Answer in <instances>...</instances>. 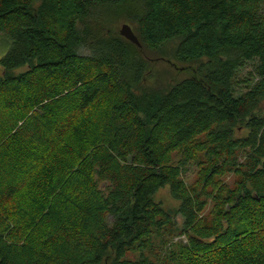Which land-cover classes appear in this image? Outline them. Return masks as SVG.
Here are the masks:
<instances>
[{"label": "trees", "instance_id": "1", "mask_svg": "<svg viewBox=\"0 0 264 264\" xmlns=\"http://www.w3.org/2000/svg\"><path fill=\"white\" fill-rule=\"evenodd\" d=\"M262 3L0 0V264H161L165 185L185 237L171 264H264ZM119 19L139 47L108 32ZM167 43L195 74L141 88V49Z\"/></svg>", "mask_w": 264, "mask_h": 264}, {"label": "rangeland", "instance_id": "2", "mask_svg": "<svg viewBox=\"0 0 264 264\" xmlns=\"http://www.w3.org/2000/svg\"><path fill=\"white\" fill-rule=\"evenodd\" d=\"M262 12L264 13V0L262 3ZM127 23L124 19H119L114 21L112 24H108L109 31L113 34H119V29L121 24ZM131 26V25H130ZM107 32V33H108ZM9 48V41L5 42V39L0 36V57L5 54V52ZM165 53H158L155 51H148L141 49L144 57L148 61L147 71L141 81V88L147 87L153 89L155 91H163L167 89L170 85L175 83V81L181 80L182 78L189 77L192 74H195L197 67H199V62H186L181 63L175 60L173 57V48L171 47L170 43L164 45ZM82 52L87 53L86 50H82ZM205 62V59H203ZM254 62H246L245 65L240 68L237 80L239 81V86L244 87V91L248 89L257 79L258 77L255 76L254 71ZM21 68L15 69L14 73L17 74L21 71ZM2 71V67L0 66V73ZM264 109V97L262 101L257 107L258 112H262ZM240 130V129H239ZM237 130V131H239ZM239 134V132H237ZM196 173L197 168L194 163H190L186 167V171L184 172V180L187 186L193 185L196 183ZM226 181L229 183L232 182V176L228 175L226 177ZM154 201L160 203L163 210L168 213L171 220L175 223L173 228H169L165 230L164 233V241L161 243L160 236H152V245L149 243V248H152L151 251H146L151 259L157 261L161 264H171L173 261H170L171 257L177 256L178 250L176 249L175 244L179 241L185 242V237L183 235L177 234L178 228L181 225V216L180 214H176L174 212L175 208L178 206L179 201L175 200L170 195V188L169 185H165L158 189L156 194L153 197ZM211 205L205 211V223H209L211 217ZM150 240L148 239L147 242ZM167 242L165 244L164 242ZM165 244V245H164ZM131 258H135L137 255L129 254ZM171 262V263H170ZM177 263V262H175ZM173 263V264H175Z\"/></svg>", "mask_w": 264, "mask_h": 264}, {"label": "water", "instance_id": "3", "mask_svg": "<svg viewBox=\"0 0 264 264\" xmlns=\"http://www.w3.org/2000/svg\"><path fill=\"white\" fill-rule=\"evenodd\" d=\"M119 35L124 37L125 39L129 40L130 42H132L136 46H138V47L140 46V43H139L136 35L132 31L129 24H127V23L121 24L120 29H119Z\"/></svg>", "mask_w": 264, "mask_h": 264}]
</instances>
